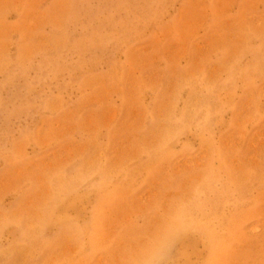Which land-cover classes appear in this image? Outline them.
<instances>
[{
    "label": "rangeland",
    "instance_id": "obj_1",
    "mask_svg": "<svg viewBox=\"0 0 264 264\" xmlns=\"http://www.w3.org/2000/svg\"><path fill=\"white\" fill-rule=\"evenodd\" d=\"M0 264H264V0H0Z\"/></svg>",
    "mask_w": 264,
    "mask_h": 264
}]
</instances>
